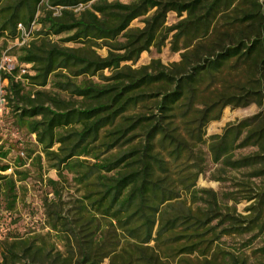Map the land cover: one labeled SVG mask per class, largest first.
I'll use <instances>...</instances> for the list:
<instances>
[{"label": "trees", "instance_id": "16d2710c", "mask_svg": "<svg viewBox=\"0 0 264 264\" xmlns=\"http://www.w3.org/2000/svg\"><path fill=\"white\" fill-rule=\"evenodd\" d=\"M18 24L30 35L2 75L8 113L57 179L45 231L2 241L0 264H264V243L245 250L264 239V0H0V38ZM166 43L178 60L133 66ZM251 104L205 137L225 107ZM5 149L12 210L27 162ZM207 172L223 187L198 186Z\"/></svg>", "mask_w": 264, "mask_h": 264}, {"label": "rangeland", "instance_id": "374dc122", "mask_svg": "<svg viewBox=\"0 0 264 264\" xmlns=\"http://www.w3.org/2000/svg\"><path fill=\"white\" fill-rule=\"evenodd\" d=\"M176 20V13L170 12L167 16V24L170 25ZM132 25L142 24L139 20H135ZM5 41L6 44H4ZM19 46L20 45L16 44V40L10 41L0 38V55L3 52H8L9 54L14 55L17 60L15 52ZM98 52L105 55L106 49H98ZM156 57L160 58L163 63H170L178 60L179 54L170 51L169 43H166L160 52H156L154 49L149 52H143L133 66L136 67L145 64L149 62L151 58ZM257 110L258 109L255 104H251L244 108H231L230 106L225 107L220 118L209 122L206 126L205 137L208 138L211 134L221 133L227 123L234 122L237 119L251 115ZM8 112L9 108L5 110V116L0 122V145H5V150H8L3 162L15 164L16 157L23 152L26 156L25 160L27 163L20 166V169H25L28 174L25 179L17 182L16 186L18 197L15 207L12 210L4 208L6 197L0 195V243L5 239L27 234L31 230L37 229L45 231V229H42L44 226L43 199L45 197H53V194L50 192V188L47 184V180L50 178L57 179L55 170L49 168L44 161H42L41 165L36 161L35 157L40 153V147L36 143L34 134H28L21 129H17L14 126L15 123L13 122L10 113ZM4 173H11V169H8ZM197 183L200 187H210L215 190L223 187V183L212 180L209 177V172L200 175ZM245 205V202H240L237 207L242 211ZM243 243L244 240L238 237L223 238V247H226L231 251H239V249H243ZM262 243H264V239H256L253 244L249 248H245V250L251 251V248L257 247Z\"/></svg>", "mask_w": 264, "mask_h": 264}, {"label": "built area", "instance_id": "2783aa9c", "mask_svg": "<svg viewBox=\"0 0 264 264\" xmlns=\"http://www.w3.org/2000/svg\"><path fill=\"white\" fill-rule=\"evenodd\" d=\"M18 29L20 30V37L16 39V44L21 45L26 42L29 38V31L25 29L22 24H18ZM17 66V60L14 55L9 54L8 52H3L0 55V112L7 109L8 102H9V94L10 92L7 90L6 86L8 84V78L2 77L3 73H12V71ZM20 74L26 73L29 65L21 64L20 66ZM17 76L19 78L20 76ZM23 158L25 155L23 152L20 154Z\"/></svg>", "mask_w": 264, "mask_h": 264}]
</instances>
